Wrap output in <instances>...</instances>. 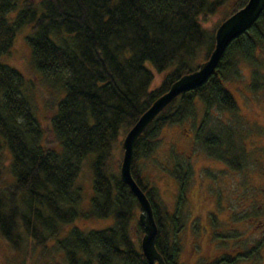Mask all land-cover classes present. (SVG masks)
<instances>
[{
    "label": "trees",
    "instance_id": "obj_1",
    "mask_svg": "<svg viewBox=\"0 0 264 264\" xmlns=\"http://www.w3.org/2000/svg\"><path fill=\"white\" fill-rule=\"evenodd\" d=\"M245 1L0 0V150L10 151L9 163L0 153V234L12 251L24 248L16 264H33L35 251L37 260L46 259L43 264H56L47 259L52 241L67 264H150L141 247L144 229L136 219L140 203L120 169H113L114 151L119 147L123 156L128 130L174 80L209 57L217 26ZM227 2L233 8L207 28L204 21ZM27 24L32 66L50 85L45 122L24 74L2 59ZM247 66L253 70L252 89L264 88V8L230 41L210 77L166 105L136 141L132 173L152 202L156 245L167 264H185L180 236L189 217L184 208L191 168L174 159L170 172L180 194L171 209L156 180L145 175L142 159L153 155L166 124L195 116L202 103L197 141L209 155L242 168L248 157L243 131L224 120L214 123L217 129L210 127L208 116L214 109L239 113L227 85ZM85 167L92 174L89 209H83L85 188L78 183ZM80 217L108 220L87 228L75 222ZM230 232L243 235L222 232L220 244Z\"/></svg>",
    "mask_w": 264,
    "mask_h": 264
},
{
    "label": "rangeland",
    "instance_id": "obj_2",
    "mask_svg": "<svg viewBox=\"0 0 264 264\" xmlns=\"http://www.w3.org/2000/svg\"><path fill=\"white\" fill-rule=\"evenodd\" d=\"M20 6L21 3L18 4L17 8ZM232 8L233 3L227 2L221 5L218 12L209 20L204 21V25L207 28L214 27L218 20ZM11 16H14V13H11ZM30 30V24L22 27L17 33L10 51L5 53L2 59L4 62L18 68L24 74L27 84L31 88V92H33V102L37 105V110L44 121L46 120L45 115L49 113L45 106L47 100L45 90H48L50 85L43 81L41 74L38 73L39 70L37 68L36 70L32 66L31 45L27 38ZM244 68V72L240 76L233 78L227 85L239 103V113L234 114L227 110L214 109L208 116V118H211L210 127H213L215 125L214 123L224 120L225 123L234 125L239 132L243 131L246 137L245 142L248 148V157L242 168H234L223 160L209 155L201 143L197 141V128L205 115V108L202 103V106L200 105L198 107L195 116L187 118L183 122L166 124L161 131L159 145L153 155L144 160L142 159V167L145 175L156 180L164 202L171 209L175 207L176 196L180 194V184L170 172V168L175 165L174 159L183 162L185 168L188 166L191 168V176L185 189L187 199L185 202L186 209L184 208L189 213V217L180 236L181 260L185 264H190L191 262L193 256L192 244L194 246V241L201 245L200 248L203 252H206V247L209 246L208 242L214 245V250L220 246V242H217L221 240L220 238L214 236L205 237V234L212 230L211 213L213 211L211 210L208 216L205 215L208 210L207 208L211 207L214 203L208 201V198H216L214 199L216 204V211L214 213H216L219 219L215 222L216 230L226 232L229 231L227 229L228 227L233 226L242 234H245L248 233L251 227L253 229L251 231L253 238H256L257 235H264V222L262 223L261 221L264 219V88L254 91L251 87L253 70L248 66ZM166 72L157 73L154 84H159ZM53 94V97L57 98L58 93L54 91ZM40 115L38 114L37 116L41 123H43ZM214 127L216 128L217 126ZM239 141L242 142L241 139H236L238 144L240 143ZM241 144H239V147L242 146ZM0 153L5 157L6 163H9V149L4 147L0 150ZM241 153L242 151H240ZM121 161L122 155L120 148L117 147L114 151L113 158L114 170L120 169ZM91 181V169L85 167L78 177V183L85 188L82 203L83 209L90 208V198L93 194ZM221 189H223L224 195L227 197L225 198L224 196V199L218 200V196L215 193ZM236 196L239 198L236 199ZM228 204L232 206H235V204L241 205V209L239 210L240 214L238 213L241 219H233L231 222L228 220V217L225 218L227 208L229 207ZM257 206L259 207L258 210L256 209ZM139 211L140 208L137 209L136 219H139ZM253 211L256 214L258 212L260 221H258L257 215L251 214ZM253 216H256V219H253ZM136 219L132 222V234L135 239L138 238ZM107 220L106 218L80 217L75 222L81 227L90 228L101 227L105 225ZM205 239L208 242H205ZM224 239L226 242L224 246L227 247V250L233 252L231 248L237 242H231L233 237H226ZM253 243L254 245L257 244V242ZM49 247L50 251L47 254L48 260L56 264H67L64 252L57 247L56 242H50ZM22 248L20 247L17 250L13 249L12 251L5 244L0 234V264H16L23 256L24 248ZM197 254H200L199 249ZM260 254L264 255V247L261 248ZM37 255L38 253L35 251L32 257L33 264H43L46 259L44 258L40 262L37 260ZM207 256L204 255L202 257V263L205 259H209ZM259 258L258 256V261Z\"/></svg>",
    "mask_w": 264,
    "mask_h": 264
},
{
    "label": "water",
    "instance_id": "obj_3",
    "mask_svg": "<svg viewBox=\"0 0 264 264\" xmlns=\"http://www.w3.org/2000/svg\"><path fill=\"white\" fill-rule=\"evenodd\" d=\"M263 8L264 0H246L243 5L230 13L216 28L215 45L209 57L202 60L196 69L185 72L174 80L170 87L160 94L141 114L123 137L124 152L120 165V174L123 181L129 184L139 200V221L144 229L141 247L150 264H167V262L156 245L158 224L152 202L132 173L136 141L146 126L166 105L183 91L195 89L210 77L230 41L249 29L258 19Z\"/></svg>",
    "mask_w": 264,
    "mask_h": 264
},
{
    "label": "flooded vegetation",
    "instance_id": "obj_4",
    "mask_svg": "<svg viewBox=\"0 0 264 264\" xmlns=\"http://www.w3.org/2000/svg\"><path fill=\"white\" fill-rule=\"evenodd\" d=\"M224 194L225 193H224L223 189L218 190L215 193V195L218 196V200L224 199V196H225ZM226 197L227 196H225V198ZM237 198H239V197L236 196V199ZM214 199H216V198L212 197L210 199L209 198L207 199L208 201L213 202L214 204L211 207H208L207 208L208 210L206 211L205 216H208L210 214L211 210L213 212L211 213L212 230L209 233H206L205 237L214 236V237L219 238V235L223 234V233H222V230H216L215 229V222L217 221L218 216L216 215V213H214L216 211L215 210L216 204L214 202ZM228 205H229V207L227 208V213L225 215V218L228 217V220L231 222L233 221V219H241V218H239V214H240L239 210L241 209V205L240 204H235V206H232L231 204H228ZM258 208L259 207L257 206L256 209L258 210ZM208 211H209V213H207ZM251 214L257 215V219H258V221H260V219L258 217V212L256 214V212L253 211ZM253 219H256V216H253ZM261 221L263 223L264 219H262ZM227 229H229V231L238 230V229L234 228L233 226H230ZM252 230L253 229H251V227H250L248 233L243 234L241 237L236 236V235L232 234L231 232L228 234H225L227 237H233L231 242H233V241L237 242L236 244H234L235 246H232V248H231L233 252H230L229 250H227V247H225L224 244L222 246L220 244L218 249L216 248L214 250V245L209 243L207 239H205V242H208L209 246L206 247L207 248L206 252L205 251L203 252V250L200 248L201 245L199 243H196V241H194V246L192 244L193 256L191 258L190 264H264V255L260 254V250L262 247H264V244L259 243V240L264 241V235H257L256 238H253V236L251 235ZM229 231H227V232H229ZM223 241H225V240H223ZM217 242L221 243V240H218ZM244 242H246L245 245H243ZM253 242H257V244H259V245L258 246H257V244L254 245ZM245 247H248V250L245 249ZM256 248H258V249L255 250ZM198 249L200 250V254H197ZM204 255H208L207 257H209V259H205L202 263L201 259H202V257H204ZM258 256L260 257L259 261L257 260Z\"/></svg>",
    "mask_w": 264,
    "mask_h": 264
}]
</instances>
